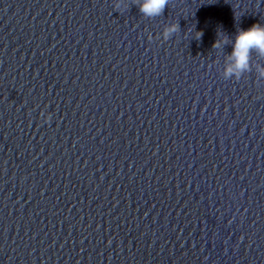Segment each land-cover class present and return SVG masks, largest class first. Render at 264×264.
<instances>
[{"label":"clouds","instance_id":"clouds-1","mask_svg":"<svg viewBox=\"0 0 264 264\" xmlns=\"http://www.w3.org/2000/svg\"><path fill=\"white\" fill-rule=\"evenodd\" d=\"M170 0H136L140 13L146 18H156L162 16L165 8L169 6ZM128 5L125 0H115L114 9L122 11ZM180 30L178 22L166 24L162 31V37L165 41L169 40ZM200 33V32H199ZM202 33L196 37L200 39ZM151 39V37H149ZM230 38L227 35L218 34V38L213 44L214 49H222L229 43ZM232 51L225 57L224 78H235L239 80L245 73L252 70L253 54L264 58V25L256 23L248 29L239 30L231 43ZM258 77L264 78V66L256 69ZM44 116V113H41ZM46 122L51 120V114L45 117Z\"/></svg>","mask_w":264,"mask_h":264}]
</instances>
